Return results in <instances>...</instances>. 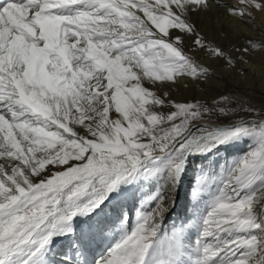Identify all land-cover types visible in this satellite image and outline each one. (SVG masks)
Segmentation results:
<instances>
[{
    "label": "snow or ice",
    "instance_id": "obj_1",
    "mask_svg": "<svg viewBox=\"0 0 264 264\" xmlns=\"http://www.w3.org/2000/svg\"><path fill=\"white\" fill-rule=\"evenodd\" d=\"M258 15L0 0V264H264V102L211 84L255 72Z\"/></svg>",
    "mask_w": 264,
    "mask_h": 264
},
{
    "label": "bare ground",
    "instance_id": "obj_2",
    "mask_svg": "<svg viewBox=\"0 0 264 264\" xmlns=\"http://www.w3.org/2000/svg\"><path fill=\"white\" fill-rule=\"evenodd\" d=\"M253 36L256 39L264 37V16H257L255 27L249 28L242 33L241 38L234 39V42L239 45L242 42L243 36ZM251 64H255L256 70L252 72L249 68V64H241L239 67L248 69L247 73L242 75L239 72L229 71L223 65L215 67L216 78L211 81V84L216 90H223L224 94H232L234 96L248 99L252 101V104L259 105L264 102V58L262 54L257 52L249 61ZM205 90L199 86L191 88V90L178 91L177 96L188 95L196 96L197 98L204 95ZM62 254V253H61Z\"/></svg>",
    "mask_w": 264,
    "mask_h": 264
},
{
    "label": "rangeland",
    "instance_id": "obj_3",
    "mask_svg": "<svg viewBox=\"0 0 264 264\" xmlns=\"http://www.w3.org/2000/svg\"><path fill=\"white\" fill-rule=\"evenodd\" d=\"M241 99H243L244 101H247V102H249V103H252V101H251V100L244 99V98H241ZM182 203H183V202H182ZM174 216H175V214H173V217H172V218H174ZM172 218H170V220H171ZM169 222H170V221H169Z\"/></svg>",
    "mask_w": 264,
    "mask_h": 264
}]
</instances>
